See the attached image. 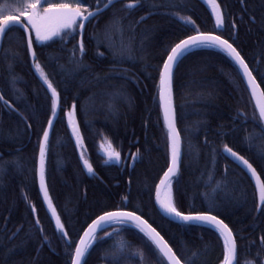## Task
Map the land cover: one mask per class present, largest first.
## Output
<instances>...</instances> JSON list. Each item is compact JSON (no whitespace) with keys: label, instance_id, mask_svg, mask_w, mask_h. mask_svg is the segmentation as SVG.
I'll return each instance as SVG.
<instances>
[{"label":"trees","instance_id":"trees-1","mask_svg":"<svg viewBox=\"0 0 264 264\" xmlns=\"http://www.w3.org/2000/svg\"><path fill=\"white\" fill-rule=\"evenodd\" d=\"M89 2L95 7L96 0ZM217 2L227 14L222 35L234 41L250 69H254L257 82L261 83L264 59L258 53L264 49V26L261 24L264 0ZM12 3L13 0H0L6 10ZM162 3L179 4L182 8L177 15L175 10L153 6ZM120 8L117 4L115 9L107 10L87 26L85 63L91 71L76 70L69 63L67 49L71 44L64 51L60 50L63 46L59 43L43 48L34 45L39 61L58 86L64 111L73 102L77 105L85 155L96 173L90 176L80 165L67 118L61 114L45 164L46 184L53 206L73 240L77 239V234L82 235V227L91 223L103 207L115 210V206L123 205L129 210L141 209L178 254L188 256L200 251L203 254L193 257L194 264H221L223 245L216 233L195 227L182 228L162 218L154 208L155 184L169 161L167 130L159 107L158 69L166 58V47L178 42V37L195 34L179 16H191L201 31H215L211 6L204 0H145V7L130 15ZM149 9L152 14L145 22L137 24L140 17L148 15ZM113 12L128 17L124 21L125 39L131 35L128 25L134 28V61L114 64L109 49L103 44L97 49L95 42L89 39L93 34L104 32ZM233 21L237 25L235 29L231 28ZM19 37V32L6 36L0 46V94L15 109L10 110L0 101V264H69L63 241L39 191L38 140L50 118V93L33 71L26 45L17 42ZM115 38L119 40L118 35ZM6 50H10L7 59L4 58ZM16 52L20 57L13 61L11 53ZM100 52L104 55L99 56ZM9 64H14V72L19 77L14 87L9 82ZM261 88L264 89V83ZM117 90L126 93V97L109 95ZM173 96L183 142L182 165L173 180L177 201L185 210L189 207L206 209L205 194L213 195L219 205L220 218L237 237L239 264H264V257H257L260 238L264 236V215L255 211L258 193L254 182L230 159L217 157L213 162L210 157L212 146L220 150L223 139L244 155L258 173H264V160L259 155L264 139L259 131L258 112L244 80L223 54L198 50L189 54L175 70ZM238 111L245 114L246 123L236 119ZM245 128L255 137V147L251 150L244 140ZM189 139L193 145L191 150L187 145ZM107 142L121 153L120 165L105 164ZM101 144L105 149H101ZM132 156H137L135 163ZM225 169L230 183L222 185L223 191L217 189L212 193L214 181L224 178ZM207 173H213L211 184ZM126 194H130V201L124 203L122 197ZM32 206L36 208L35 214ZM37 218L47 242L35 225ZM108 231H112L111 228ZM121 237L133 248L142 246L140 234L134 229L123 232ZM121 237L114 234L94 245L88 264H110L111 258H106L104 251ZM131 261L138 264L139 257H131ZM148 264H154L151 254Z\"/></svg>","mask_w":264,"mask_h":264},{"label":"snow or ice","instance_id":"snow-or-ice-1","mask_svg":"<svg viewBox=\"0 0 264 264\" xmlns=\"http://www.w3.org/2000/svg\"><path fill=\"white\" fill-rule=\"evenodd\" d=\"M205 4L211 6V16L215 20V31H201L191 16H179L181 21H184L185 26H191V30L195 34L186 35L185 38H177L178 42L174 45H169L165 48L164 57L158 69L159 72V107L163 116L164 127L167 132V141L169 147V161L166 170L163 171L159 182L155 184L154 191V208L162 218L170 223H177L185 229L193 227L200 229H208L218 235L222 240L223 258L221 264H239L238 262V245L237 237L233 229L220 218L217 209L219 207L216 198L213 195L205 194V201L208 205L206 209H196L189 207L185 210L177 201L173 192V178L177 177L182 165V137L181 132L177 128V112L174 104L173 96V80L174 73L183 60L194 51L198 50H215L226 56L235 66V70L246 82V87L250 91L251 99L255 100V108L258 111V124L261 138L264 139V89L261 88V83H257V77L253 75L254 69H250L246 58L234 46V41L230 42L229 38L222 35V29L225 25L226 13L221 7V3L217 0H204ZM243 3L244 0H241ZM120 4V11L127 12L129 15L138 9L145 7V0H96L95 7L89 0H13V3L8 6L0 5V44L6 36H10L17 32L20 33L18 43L26 45V53L31 58V65L35 74L38 76L42 84L46 86L47 92L50 93V118L47 120V126L42 128V135L38 140L39 144V191L42 193L43 201L46 202L51 218L55 221V229L59 233V238L63 241L64 250L68 256L69 264H88V258L94 251V245L104 241V239L112 238L113 235L121 237V234L128 230H135L140 234L142 246L133 248L130 242L125 241L122 237L117 239L108 249H105V257H110V264H133L131 257H139L138 264H148L149 254L154 259V264H194L193 257H198L203 253L200 251L192 252L188 256H181L174 250V246L170 243L161 231H158L148 219L145 218L143 210L132 208L127 209L123 205L115 206V210L108 207L100 209L99 214L91 223L82 227V235L77 234V239L73 240L70 237V232L66 228L65 222L62 221L61 215L53 206V200L50 197L48 186L45 177L46 155L50 143V132L54 127V121L59 115L63 114L67 118V124L71 129L72 137L75 139L76 147L80 150V160L83 168L90 176H95L93 165L89 158L85 155L86 148L84 138L80 132V126L77 122V105L72 103L70 108L65 112L61 106V93L58 91V86L54 80L50 78L46 72L45 65L39 61L37 50L34 45L50 47L52 44L59 43L64 51L69 44L72 45L67 49L69 53V63L75 66L76 70L88 72L91 68L85 63L87 56V47L85 42V34L87 26L93 20H98L103 12L116 8ZM154 7H163L175 10L174 14H179L182 8L179 4L162 3L153 5ZM152 14L151 9L148 10V15L140 17L136 23L145 22ZM127 16H117L115 12L109 18L104 32L102 34H93L89 37L94 41L97 49L103 44L106 46L113 59V63H123L125 60H135L134 48V28L131 24L128 25V31L131 35L125 39L124 21ZM243 17H241V20ZM254 22V21H253ZM264 26V20L261 21ZM236 22L233 21L231 28H236ZM119 36V40L115 37ZM75 41V43H73ZM5 51V59L8 58V52ZM103 56L104 53H98ZM13 61L18 60L20 53H11ZM264 59V49L258 53ZM59 59V57H55ZM10 83L15 86V82L19 77L14 72V64L8 65ZM63 71V66H61ZM116 74V73H114ZM110 77H105L108 79ZM128 79V77H126ZM109 95L116 97H126V93L117 90ZM0 101L10 110L15 111L3 94H0ZM111 108V105H109ZM237 120H243L246 123L247 117L241 111L237 113ZM254 122L257 121L255 114L253 115ZM31 128V124L27 125ZM188 131V129H185ZM197 131L199 128L197 127ZM244 140L249 144V148L255 147L253 141L255 137L245 128ZM207 144V139H205ZM189 150L192 149V141H187ZM101 149H105V145H100ZM219 149L217 146H212L210 149V157L214 162L217 157L228 158L239 162L250 174V177L255 180V188L258 193V203L255 205V211L264 215V173H258L257 168L244 155L234 150L228 143L220 140ZM139 151V150H138ZM106 156L105 164L121 162V153L116 151L111 142H107V148L104 151ZM259 155L264 160V145L259 148ZM135 163L137 156H132ZM214 171V170H213ZM208 182H213V173H207ZM215 187H212V193H216L217 189L224 190L222 185L230 183L227 181V169L225 176L221 180L214 181ZM122 201L127 203L130 201V194L122 197ZM33 214L36 212L35 206H32ZM35 225L41 231L44 240L47 242V237L43 234V229L40 226V220H35ZM111 228L112 231H108ZM103 233V236L99 235ZM257 257H264V236L260 238V245L257 251Z\"/></svg>","mask_w":264,"mask_h":264},{"label":"water","instance_id":"water-1","mask_svg":"<svg viewBox=\"0 0 264 264\" xmlns=\"http://www.w3.org/2000/svg\"><path fill=\"white\" fill-rule=\"evenodd\" d=\"M106 12V11H105ZM104 13V12H103ZM4 41V40H3ZM2 44H3V42H2ZM2 44H0V46H2ZM33 68V67H32ZM33 71H34V69H33ZM37 76V75H36ZM37 78H38V76H37ZM39 79V78H38ZM40 80V79H39ZM41 83H42V81H40ZM245 82V81H244ZM258 83V82H257ZM245 84H246V82H245ZM43 85V84H42ZM44 87H45V89H46V86L45 85H43ZM249 91V90H248ZM249 94H250V91H249ZM253 100V99H252ZM3 102V101H2ZM253 103H254V105H255V100H253ZM10 104V103H9ZM258 112V111H257ZM60 116V115H59ZM59 116H58V118L54 121V127H53V129H52V131L50 132V140H51V138H52V135H53V131H54V128H55V125H56V123H57V121H58V119H59ZM77 122H78V120H77ZM177 128H178V126H177ZM69 131H70V134H71V137H72V133H71V129L69 128ZM72 140H73V142H74V145H75V147H76V144H75V139H74V137H72ZM76 149H77V152H78V155H79V159H80V150L76 147ZM181 150H182V160H183V142H182V144H181ZM228 159H230L233 163H235L236 165H238L242 170H244L248 175H249V177H250V174L247 172V170L243 167V165H241L239 162H237V161H235V160H233L231 157H228ZM81 161V160H80ZM81 163H82V161H81ZM120 164V163H119ZM119 164H117V165H119ZM82 166H83V164H82ZM38 168H39V161H38ZM85 170V169H84ZM86 171V170H85ZM175 178V177H174ZM173 178V179H174ZM251 178V177H250ZM252 179V178H251ZM252 181L254 182V184H255V180L254 179H252ZM45 204H46V202H44ZM47 205V204H46ZM50 213V212H49ZM50 216H51V214H50ZM53 219V218H52ZM53 221H54V219H53ZM54 224H55V221H54Z\"/></svg>","mask_w":264,"mask_h":264},{"label":"bare ground","instance_id":"bare-ground-1","mask_svg":"<svg viewBox=\"0 0 264 264\" xmlns=\"http://www.w3.org/2000/svg\"><path fill=\"white\" fill-rule=\"evenodd\" d=\"M10 92H11V90H9ZM77 150V149H76ZM77 155H78V152H77ZM38 161H39V159H38ZM78 161H79V163H80V165L82 166V163H81V161H80V159H79V155H78ZM83 167V166H82ZM53 220V219H52ZM54 222V221H53Z\"/></svg>","mask_w":264,"mask_h":264}]
</instances>
